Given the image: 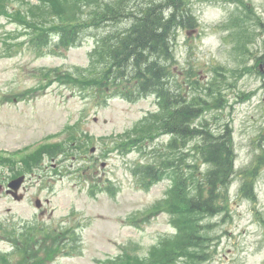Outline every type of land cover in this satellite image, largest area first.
<instances>
[{
  "label": "rangeland",
  "instance_id": "rangeland-1",
  "mask_svg": "<svg viewBox=\"0 0 264 264\" xmlns=\"http://www.w3.org/2000/svg\"><path fill=\"white\" fill-rule=\"evenodd\" d=\"M73 1L67 0L65 5ZM243 1L249 9L234 0H191L197 26L176 31V61L169 80L171 90L197 97L196 102L201 98L199 107L205 110L197 121L206 122L215 132L225 123L231 127L237 171L258 153L256 137L264 126V73L258 70H264V26L260 25V20L264 23V0ZM2 6L9 15L3 13ZM16 10L21 17L16 18ZM20 19L47 23L50 7L39 0H0V154L21 156L43 142L62 140L63 147L69 146L61 160L45 157L29 171L26 189L19 190L22 199L0 191V253L17 259V235L23 241L35 239L36 229L42 226L47 229L39 237L43 247L30 248L25 255L32 260L28 264H119L126 254H138L146 261L151 247L174 232L171 219L177 214L154 205L172 184L171 169L145 187L133 171L138 165L157 163L171 155V136L158 128L151 138L130 143L154 121L152 114L161 112L160 100L154 93L134 100L115 93L102 103L94 88L67 76L81 77L93 71L90 54L100 35L129 25L131 20L123 19L118 25L113 23L115 26L99 22L85 28L78 41L66 49L55 45L58 38L53 36L39 52L30 40L35 32ZM229 20L231 33L244 36L250 53L241 55L235 48L238 42L225 39ZM257 56L262 59L255 70L251 66ZM83 133L93 142H86ZM73 137L77 141L72 144ZM195 139L183 150L191 148ZM16 168L15 164L10 169L0 165L1 185ZM240 185L236 173L228 185L229 210L201 217L202 224L211 225L204 230L210 238L207 247L200 248L209 258L183 257L178 264H264V166L254 179L255 204L240 194ZM37 198L42 203L39 208ZM69 227L80 235L79 251L48 255V244L68 245L65 233ZM23 243L17 241L19 247ZM17 260L22 263L23 256Z\"/></svg>",
  "mask_w": 264,
  "mask_h": 264
},
{
  "label": "trees",
  "instance_id": "trees-1",
  "mask_svg": "<svg viewBox=\"0 0 264 264\" xmlns=\"http://www.w3.org/2000/svg\"><path fill=\"white\" fill-rule=\"evenodd\" d=\"M39 1L49 5L50 21L42 23L37 20L20 19L21 23L35 32L30 40L39 52L44 45L50 43L53 36L57 35L58 38L55 45L66 49L78 41L85 28L98 26L99 22L115 26L123 19L131 20L129 25L111 29L107 34L100 35L90 54L92 59L90 69L93 71L84 73L81 77L70 73L67 76L81 86L94 88L102 103H105L109 95L115 93L128 100L154 93L160 100L161 112L152 114L154 121L145 123L139 137L131 139L130 143L136 145L139 141L151 138L155 134V128L171 136L168 144L170 157L157 163L138 165L133 171L139 184L145 187L155 180H160L170 169L172 170V184L166 196L159 200L155 207L173 214L177 213L171 219L175 233L166 235L157 245L152 246L146 261L137 257L138 255L126 254L125 261L123 262L122 258L119 264H178L183 257L208 259L210 254L200 248L207 247L210 238L204 230L211 225L202 224L201 219L229 210L232 202L228 185L236 173L241 179L239 192L255 202L254 179L259 169L264 166V127L256 137L258 153L249 166L237 171L234 169L235 151L231 127L226 123L221 132L213 133L206 122L200 121L199 125H196V120L203 112V108L199 107L201 98L196 102L197 97L188 98L179 90H171L169 86V80L172 78L171 65L176 61L173 51L175 33L179 28H195L198 22L193 9L189 6L191 0H148L146 3L140 0H102L103 4L101 0H74L70 6L65 5L67 0ZM118 1L120 4H115ZM238 1L249 9L242 0ZM129 2L131 4L127 5ZM96 3L100 4L96 6ZM86 5L95 6L86 11L83 9ZM2 8L3 13L8 14L4 6ZM26 11L28 13L30 10ZM31 12L33 13L32 10ZM17 17H21L18 10ZM231 37L238 42L235 48L241 55L245 52L250 53L241 33L237 34L235 31L231 33ZM259 59L261 58L257 56L255 65L251 68L257 67ZM108 90H112V93ZM194 138L196 139L191 148L183 150L189 140ZM125 144L124 142L123 146ZM59 148L58 144L43 145L19 158L18 162L20 161L24 168L32 169L45 155H56ZM176 151L178 154L172 156ZM188 156H192L193 160L188 161ZM4 162L16 164L14 160L6 158ZM202 164H205L204 168H200ZM262 222L264 223L263 220ZM36 230L35 239L24 241L21 237L15 239L17 259L23 256L22 263L4 254H0V263H30L31 259L27 260L25 255L30 253V248L34 250L36 239L47 232L44 227ZM65 236L71 240L70 248L53 242L48 244V255L56 252L72 253L77 249L78 233L67 228ZM18 240L24 242L20 247L17 245ZM154 249L158 251L154 253Z\"/></svg>",
  "mask_w": 264,
  "mask_h": 264
},
{
  "label": "water",
  "instance_id": "water-1",
  "mask_svg": "<svg viewBox=\"0 0 264 264\" xmlns=\"http://www.w3.org/2000/svg\"><path fill=\"white\" fill-rule=\"evenodd\" d=\"M24 179V176L21 175L13 180H11L9 183H8V186L10 187V189L8 190L9 192L12 193V195L16 198V199H20L21 198V195H18L16 193L17 189L19 188L20 184L22 183ZM39 203V200H37V204Z\"/></svg>",
  "mask_w": 264,
  "mask_h": 264
},
{
  "label": "flooded vegetation",
  "instance_id": "flooded-vegetation-1",
  "mask_svg": "<svg viewBox=\"0 0 264 264\" xmlns=\"http://www.w3.org/2000/svg\"><path fill=\"white\" fill-rule=\"evenodd\" d=\"M23 189H26V187L24 186Z\"/></svg>",
  "mask_w": 264,
  "mask_h": 264
}]
</instances>
